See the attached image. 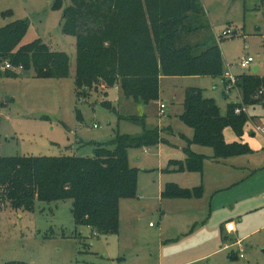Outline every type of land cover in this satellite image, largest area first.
<instances>
[{
  "label": "rangeland",
  "instance_id": "374dc122",
  "mask_svg": "<svg viewBox=\"0 0 264 264\" xmlns=\"http://www.w3.org/2000/svg\"><path fill=\"white\" fill-rule=\"evenodd\" d=\"M56 1L0 0V29L27 21L21 45L40 40L70 61L68 75L58 78L37 77L13 65L5 70L9 62L3 59L0 157L93 158L96 145L145 131H159L165 142L129 150L130 167L138 171V198L121 202L118 234L99 235L76 226L70 201L37 202L34 212L1 204L0 264H264V136L257 133L260 127L251 129L264 116V89L251 93L246 102L238 79H264V0H201L209 34L222 52L224 74L163 76L160 99L148 106L136 104L119 87L100 86L78 96L77 41L62 27L71 2L62 0L56 9ZM225 31L232 36L224 37ZM248 58L253 62L245 66ZM189 88L202 90L222 116L230 106H241L237 109L249 119L244 138L250 154L217 165L212 162L214 148L191 145L193 153L206 157L203 172L178 170L187 159V140L194 136L181 120ZM161 104L167 107L163 113ZM142 115L144 126L125 119ZM229 137H236L232 128ZM169 185L190 191L202 187L203 196L163 198Z\"/></svg>",
  "mask_w": 264,
  "mask_h": 264
},
{
  "label": "trees",
  "instance_id": "16d2710c",
  "mask_svg": "<svg viewBox=\"0 0 264 264\" xmlns=\"http://www.w3.org/2000/svg\"><path fill=\"white\" fill-rule=\"evenodd\" d=\"M62 0L54 8L59 9ZM62 16L63 31L76 38V82L79 97L93 88L119 87L136 104L148 106L160 99V78L222 76L223 57L219 43L210 36V25L201 0H70ZM27 21L0 29V64L34 71L37 77H65L70 61L36 40L21 45ZM3 61V62H2ZM16 76L13 71L5 72ZM239 86L247 102L264 89V79L241 77ZM263 93V92H262ZM264 94V93H263ZM245 95L247 97H245ZM264 105V103H263ZM181 120L194 131L187 140V159L179 171L203 172L206 157L193 153L191 145L212 147L215 161L250 154L247 144L225 141L232 128L244 135L249 119L232 105L222 116L217 104L197 88L184 96ZM145 115L126 120L145 124ZM165 142L159 131L140 136H118L95 146L93 158L0 157V205L12 210L34 212L37 202L70 201L76 226L89 227L99 235L118 234L120 205L138 198V171L130 167L128 152ZM202 187L193 191L169 185L163 198H201ZM14 264V263H12ZM17 264V263H16Z\"/></svg>",
  "mask_w": 264,
  "mask_h": 264
},
{
  "label": "crops",
  "instance_id": "0c3cea01",
  "mask_svg": "<svg viewBox=\"0 0 264 264\" xmlns=\"http://www.w3.org/2000/svg\"><path fill=\"white\" fill-rule=\"evenodd\" d=\"M160 107H161V105H160ZM166 109H167V107H166ZM258 120H263V121H260V122H263L262 124L264 125V116H262V117H260V118H257ZM258 120H256V121H258ZM256 121H254V122H252L251 124L253 125V127H251V129H256V127H260V128H257V133H259V132H263L262 134H263V136H264V128H262L259 124H258V122H256ZM249 123V122H248ZM248 123H247V125H248ZM247 125L245 126V129H244V135L240 138V137H238L237 135H236V137H229V140L228 139H226V134H227V131H228V129L229 128H226L225 129V131H224V137H225V140L227 141V143L228 144H232V143H235V142H237V143H242V144H247L248 145V143H246L245 142V136H246V133H248L247 132V130H248V128H247ZM259 131V132H258ZM252 136H256V134L255 133H252ZM236 138V139H235ZM233 139H235V140H233ZM212 162H214L215 164H217V165H227V164H225V163H223L224 162V160H222V161H215L213 158H212ZM228 166H231V168L232 167H234V168H236L235 166H232V165H230V164H228ZM227 178L229 177V176H226ZM226 181V178L225 177H223V181L222 182H225ZM228 185H230V183L229 184H226V186H228ZM233 186V185H232ZM232 186H229V187H232ZM260 198V197H259ZM263 200H264V197H263ZM243 201H248V200H243ZM229 214H226L225 215V217H227ZM226 220V219H225ZM222 221H224V220H222ZM221 221V222H222ZM220 222V223H221ZM239 246V245H238Z\"/></svg>",
  "mask_w": 264,
  "mask_h": 264
},
{
  "label": "built area",
  "instance_id": "2783aa9c",
  "mask_svg": "<svg viewBox=\"0 0 264 264\" xmlns=\"http://www.w3.org/2000/svg\"><path fill=\"white\" fill-rule=\"evenodd\" d=\"M232 34L233 33L229 32V31H227V32L225 31V32H223L222 35L224 37H227V36L229 37V36H232ZM252 62H253V59L252 58H248V59L245 60L244 65L245 66H249ZM11 68H12V66L10 65V63H6V65H4V69L5 70H9V69L11 70ZM227 76L229 77L230 80L231 79L234 80L229 73H227ZM233 82H235V80ZM229 89H231V85L228 86V90ZM160 109H161V112L163 113L164 110L166 109V106L164 104H161ZM243 110H245V109H243ZM241 111H242L241 109H236L237 114L241 113ZM95 127H97V126H95Z\"/></svg>",
  "mask_w": 264,
  "mask_h": 264
},
{
  "label": "water",
  "instance_id": "95a60500",
  "mask_svg": "<svg viewBox=\"0 0 264 264\" xmlns=\"http://www.w3.org/2000/svg\"><path fill=\"white\" fill-rule=\"evenodd\" d=\"M254 72L257 73V72H258V68H256V69L254 70ZM263 107H264V105H263Z\"/></svg>",
  "mask_w": 264,
  "mask_h": 264
}]
</instances>
